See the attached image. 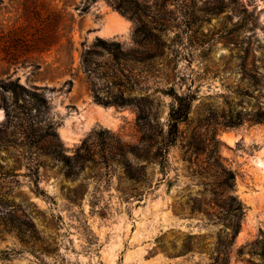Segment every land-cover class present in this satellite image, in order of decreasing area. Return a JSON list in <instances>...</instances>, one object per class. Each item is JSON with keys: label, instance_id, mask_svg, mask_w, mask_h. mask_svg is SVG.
<instances>
[{"label": "rangeland", "instance_id": "obj_1", "mask_svg": "<svg viewBox=\"0 0 264 264\" xmlns=\"http://www.w3.org/2000/svg\"><path fill=\"white\" fill-rule=\"evenodd\" d=\"M34 3L63 17L59 43L41 53L24 43L22 6ZM112 15L127 31L100 36ZM97 38L119 42L124 59L94 48ZM0 79L48 101L32 109L0 90V264H213L230 222L210 153L186 145L194 131L211 145L215 130L243 207L230 264H262L247 245L264 242V0H0ZM172 93L195 100L161 171L155 136L167 132ZM97 106L112 126L92 116ZM117 139L145 155H128L144 176L127 179ZM85 141L94 163L82 171L52 155Z\"/></svg>", "mask_w": 264, "mask_h": 264}, {"label": "trees", "instance_id": "obj_2", "mask_svg": "<svg viewBox=\"0 0 264 264\" xmlns=\"http://www.w3.org/2000/svg\"><path fill=\"white\" fill-rule=\"evenodd\" d=\"M22 7L24 12L23 14L25 16L26 22L28 23L26 28H29L28 32H32L26 35V37L29 38H26L28 41L26 42L24 40V43L29 44L30 39L34 40L33 42H38L36 48L31 49L29 52L27 51V53H41L49 51L53 46L57 45L61 39L60 33L63 23L62 15L54 12H49L48 10L43 8V6H41V8H37L38 6L31 7L33 13H27V6L23 5ZM42 13L44 14V16H41ZM34 21H36V23H39V28H35ZM18 33H20L19 28ZM19 40L21 39H17L16 42ZM93 47H96L101 52H105L106 54H108L111 60L115 63H119L120 61H122L124 59V56L126 55L121 48V44L116 41H106L97 38L93 43ZM94 53V50L89 49L82 55V64L86 70H89V65L91 64V59L93 58ZM7 63L11 64L12 62L8 61ZM0 90L3 92H9L15 100L19 98L28 99L29 106L32 109H45L48 107V101L44 98L41 92L37 91L38 89L36 87L32 86V89L26 88L24 85L19 83L18 79L8 81L0 79ZM170 97L172 101L168 114L167 132H158L155 137H157L159 141H156L154 144V146H156L155 155L156 159H158L157 163L161 171H165L166 154L168 148L173 146L179 138H182V134H184V131H181L180 126L188 121V117L191 113V108L195 100V97L190 94L178 95L172 93L170 94ZM262 121H264V119H261L260 122ZM198 138L200 139L199 141ZM202 138L203 134L200 133V131L199 133L194 131L192 133L191 140L187 143L186 147L187 151L191 150L193 153L198 150L208 151L210 153L209 158L212 161L211 163H208V175L210 178L209 181L216 187L219 196L224 198L222 200V204L218 205V208H220L221 212L224 213L223 217H225L226 220L230 222L228 226L229 233L226 234L228 242L222 245V249L217 248L216 258L213 259V264H230V248H232L235 239L241 229L243 207L240 202L237 201V198L235 196H232V193L235 189V174L232 170L224 165L221 159L219 153L221 144L217 140L216 130L213 132L211 145H206ZM102 146H105V142H103ZM90 147L91 146L87 143V141H85L81 144L80 147L76 149L72 157L67 156L64 153L63 149L53 152L52 155L66 169L70 167L71 163H74L82 171L87 164L94 163V158L91 154ZM115 150L118 152L117 155L121 159L120 164L123 166L128 180H133L136 175H138L137 177L144 176L143 167L140 168V171L137 172V174L132 173L131 163L128 158V155L131 154L135 159H145L144 154H140L139 150H137L136 148H132L126 144H122L120 139H117V146L115 147ZM232 201H235V204L232 203ZM247 246L254 249V254L259 256L262 264H264V242L255 240ZM243 249L244 248H240L239 253H242Z\"/></svg>", "mask_w": 264, "mask_h": 264}, {"label": "bare ground", "instance_id": "obj_3", "mask_svg": "<svg viewBox=\"0 0 264 264\" xmlns=\"http://www.w3.org/2000/svg\"><path fill=\"white\" fill-rule=\"evenodd\" d=\"M108 20H109V24L107 25V27L105 26V28L99 33L100 36L105 38H110L114 35H120L125 31H127V23L125 20L121 19L120 17L112 15L109 17ZM92 116L94 118L100 119L104 123V125L107 126L113 125V119L111 113L107 110L102 109L101 107L98 106L95 107ZM70 133H67L65 137L68 138L69 140H72V133L71 134ZM223 138L229 144H232L236 140L235 137L232 135H225ZM257 165L261 166L262 167L261 169L264 170L263 161L259 160Z\"/></svg>", "mask_w": 264, "mask_h": 264}, {"label": "water", "instance_id": "obj_4", "mask_svg": "<svg viewBox=\"0 0 264 264\" xmlns=\"http://www.w3.org/2000/svg\"><path fill=\"white\" fill-rule=\"evenodd\" d=\"M99 32V31H98ZM119 35H114V36H112V37H110V38H116V37H118Z\"/></svg>", "mask_w": 264, "mask_h": 264}]
</instances>
